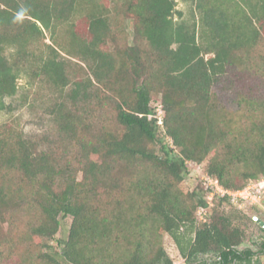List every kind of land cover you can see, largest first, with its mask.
Masks as SVG:
<instances>
[{"label": "trees", "instance_id": "16d2710c", "mask_svg": "<svg viewBox=\"0 0 264 264\" xmlns=\"http://www.w3.org/2000/svg\"><path fill=\"white\" fill-rule=\"evenodd\" d=\"M196 6L187 21L175 0H0V112L37 78L61 139L0 122V264H171L164 235L185 264L261 262L264 241L242 247L247 220L264 233L254 216L215 195L198 223L207 189L180 183L192 161L227 190L264 177V0ZM31 235L56 243L23 251Z\"/></svg>", "mask_w": 264, "mask_h": 264}, {"label": "rangeland", "instance_id": "374dc122", "mask_svg": "<svg viewBox=\"0 0 264 264\" xmlns=\"http://www.w3.org/2000/svg\"><path fill=\"white\" fill-rule=\"evenodd\" d=\"M108 3V0H103ZM176 1V12L174 13V19H184L187 21H192L193 16L195 21H197V0H175ZM178 12L181 13L179 17ZM127 33H129V39L131 38L130 27L127 25ZM261 50L258 46L255 52ZM74 68V66L72 65ZM18 89L15 95L10 97H5L3 100L6 104V109L0 112V122H13L22 132L23 136L29 139H36L38 137H46L52 144L57 140L60 141L58 136L57 125L54 120V116L49 113L48 105L54 99L56 95L54 92L48 88V85L37 78H32L30 75L22 74L20 78L17 79ZM160 97L157 96L153 99L152 105L155 107L156 115L158 116V122H161V110L159 106ZM158 135L164 138V133L162 128H159ZM167 139V138H166ZM168 141L170 142L169 138ZM59 148L62 150H67V141L62 140L58 144ZM42 147L45 148L44 145ZM193 162V161H192ZM204 162L189 165V174L180 183V188L183 191H188L192 189L197 182L200 181L201 177L204 175L203 172ZM260 179V178H259ZM257 180V179H256ZM249 182H247L248 184ZM246 184V185H247ZM245 185V186H246ZM244 186V187H245ZM259 198L255 194H251L247 201L242 203L241 207L235 205L237 209L240 210L242 214L247 216H254L256 219L263 221L264 223V187L262 188ZM30 216L26 214L23 210L16 211L13 214L12 224H4L5 229L8 233H11L14 237L20 238L24 231L28 228L30 224ZM71 217H64L60 219L59 230L54 236L57 238H65L69 227H70ZM246 237L242 244V247H250L253 250L259 248V243L264 241V233L260 231L258 226L246 221ZM41 242H48L55 245L56 241L51 239H39L38 237L32 236L31 239L22 242L21 247L23 251L30 250L35 251L39 248L38 244ZM163 247L168 256L172 259L171 264H185L183 258L180 256L176 245L173 240L168 236H163ZM18 262H23L22 257L18 256ZM264 259V256H263ZM261 260L262 263L264 260ZM259 263V264H260ZM27 264V262H26ZM257 264V263H253Z\"/></svg>", "mask_w": 264, "mask_h": 264}, {"label": "built area", "instance_id": "2783aa9c", "mask_svg": "<svg viewBox=\"0 0 264 264\" xmlns=\"http://www.w3.org/2000/svg\"><path fill=\"white\" fill-rule=\"evenodd\" d=\"M189 165L193 162H188ZM202 185L206 187L207 191L205 192L204 198L206 205H200L196 209L197 222L202 223L206 221L207 217V208L212 205V199L215 195L224 196L227 195L232 204L241 207L242 203L248 200L251 194L257 195L261 193L262 188L264 187V177H261L257 180H251L249 183L239 190H227L222 187L216 178H213L204 173L200 179ZM254 197V196H251Z\"/></svg>", "mask_w": 264, "mask_h": 264}, {"label": "water", "instance_id": "95a60500", "mask_svg": "<svg viewBox=\"0 0 264 264\" xmlns=\"http://www.w3.org/2000/svg\"><path fill=\"white\" fill-rule=\"evenodd\" d=\"M256 219V218H255ZM257 221H259V223L264 227V223H263V221H260V220H258V219H256Z\"/></svg>", "mask_w": 264, "mask_h": 264}]
</instances>
